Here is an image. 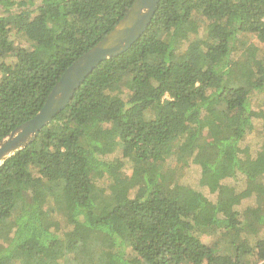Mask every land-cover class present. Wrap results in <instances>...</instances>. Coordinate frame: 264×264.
I'll return each instance as SVG.
<instances>
[{
	"label": "trees",
	"instance_id": "1",
	"mask_svg": "<svg viewBox=\"0 0 264 264\" xmlns=\"http://www.w3.org/2000/svg\"><path fill=\"white\" fill-rule=\"evenodd\" d=\"M134 2L0 0V62L14 59L0 64V142ZM254 38L264 51V0H160L144 35L0 165V264H264ZM257 123L254 155L242 143Z\"/></svg>",
	"mask_w": 264,
	"mask_h": 264
},
{
	"label": "water",
	"instance_id": "2",
	"mask_svg": "<svg viewBox=\"0 0 264 264\" xmlns=\"http://www.w3.org/2000/svg\"><path fill=\"white\" fill-rule=\"evenodd\" d=\"M159 2L135 0L115 29L64 72L39 113L0 142V165L37 139L41 131L68 106L101 63L121 55L144 35L154 19Z\"/></svg>",
	"mask_w": 264,
	"mask_h": 264
},
{
	"label": "rangeland",
	"instance_id": "3",
	"mask_svg": "<svg viewBox=\"0 0 264 264\" xmlns=\"http://www.w3.org/2000/svg\"><path fill=\"white\" fill-rule=\"evenodd\" d=\"M16 42L19 45L21 44V42L19 40H17ZM253 43L257 47H259V49L262 50V48L258 45L256 38L253 39ZM23 45L27 46V44H25V43H23ZM12 58H13V56H9V57L7 56L3 61L0 62V64L1 65H5V64L9 65L10 63H12L14 61V59H12ZM2 70H3V67L0 66V75H1ZM254 107H255L256 111H260L264 108V96L259 95L254 99ZM260 125H261L260 123H257L256 124V129H257L256 132L248 135L244 139V141L242 143V150L244 152H250L251 154L255 155V153L259 149V146L262 145V143H263L262 138H263L264 134H263V136L261 135L263 131H262V126H260ZM118 156L122 157V154L120 153V151L117 152V157ZM128 168H129L128 173L130 174L131 169L129 166H128ZM199 175H200L199 168L192 166L190 169H187L186 172L184 173L183 178H182V180H183L182 182L185 184H194V180H196L199 177ZM250 205H253V201L250 198L245 197L242 199V203L239 206V210L242 211ZM58 220H59V223L64 225V223H62V220L60 217H58Z\"/></svg>",
	"mask_w": 264,
	"mask_h": 264
}]
</instances>
